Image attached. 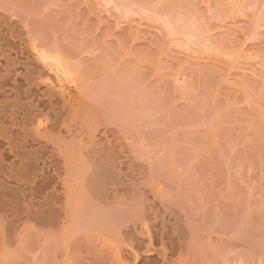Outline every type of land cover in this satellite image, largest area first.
I'll use <instances>...</instances> for the list:
<instances>
[{
  "label": "rangeland",
  "instance_id": "obj_1",
  "mask_svg": "<svg viewBox=\"0 0 264 264\" xmlns=\"http://www.w3.org/2000/svg\"><path fill=\"white\" fill-rule=\"evenodd\" d=\"M4 2L44 34L77 115L51 136L69 216L0 212V264H137L124 229L159 213L182 232L173 264H264V0Z\"/></svg>",
  "mask_w": 264,
  "mask_h": 264
},
{
  "label": "bare ground",
  "instance_id": "obj_2",
  "mask_svg": "<svg viewBox=\"0 0 264 264\" xmlns=\"http://www.w3.org/2000/svg\"><path fill=\"white\" fill-rule=\"evenodd\" d=\"M38 29L0 0V212L10 224L31 220L54 228L69 216L73 196L66 177L69 165L51 136L66 135L76 105L64 93L61 69L51 65L54 59L46 55ZM156 215L138 229H124L137 264H144L150 251L161 258L154 264H173L169 256L182 248L177 222Z\"/></svg>",
  "mask_w": 264,
  "mask_h": 264
}]
</instances>
